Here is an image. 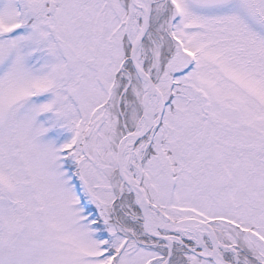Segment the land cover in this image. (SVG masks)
<instances>
[{"label": "snow or ice", "instance_id": "snow-or-ice-1", "mask_svg": "<svg viewBox=\"0 0 264 264\" xmlns=\"http://www.w3.org/2000/svg\"><path fill=\"white\" fill-rule=\"evenodd\" d=\"M0 264H264V0H0Z\"/></svg>", "mask_w": 264, "mask_h": 264}]
</instances>
